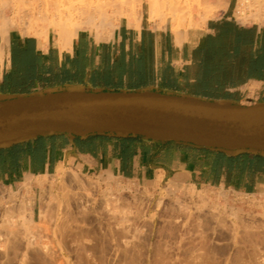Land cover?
I'll list each match as a JSON object with an SVG mask.
<instances>
[{
	"label": "crops",
	"instance_id": "0c3cea01",
	"mask_svg": "<svg viewBox=\"0 0 264 264\" xmlns=\"http://www.w3.org/2000/svg\"><path fill=\"white\" fill-rule=\"evenodd\" d=\"M236 12L238 0H228L203 28L180 30L186 34L180 44L170 23V31L154 30L148 15H141L139 29L124 22L108 40L97 42L90 33L78 31L70 49L62 51L53 31L45 41L16 29L2 37L0 25V102L74 91L264 105V21L242 24ZM63 163L141 184L163 176L244 194L264 193V152L96 133L35 134L0 145V184L49 175Z\"/></svg>",
	"mask_w": 264,
	"mask_h": 264
},
{
	"label": "bare ground",
	"instance_id": "6f19581e",
	"mask_svg": "<svg viewBox=\"0 0 264 264\" xmlns=\"http://www.w3.org/2000/svg\"><path fill=\"white\" fill-rule=\"evenodd\" d=\"M124 1L125 0H123V1H121V0L120 1H118V0H42V1L36 0L37 8H38V12H37L38 15L35 16L32 13H28V12H32V11H30L29 8H22L23 12H26L24 14L25 17H29L30 20L29 21L28 20L27 21L26 20H20V22H16L14 20H10V19L5 18L4 12H2V11L6 7L8 0H0V21H1L0 25L3 26V31H2L3 34L1 36L2 37L6 36L8 30L14 28V29H18V31H20V33L23 36L34 33L35 35L36 34L38 35V38L41 41H45L47 38L48 32L52 29V31H54L58 35L59 49L61 51L64 49L69 50L72 40L77 36V33L80 30H82V31L84 29L89 30V31L94 30L95 31V37L94 38L97 42V41H102L105 39L108 40V38L112 37L113 31L119 26V23L121 20H124L128 27L139 29L140 21H141V17H142L141 12L139 10L142 7V3L145 2V4H147V15H148L147 20L152 23L151 25L153 27H162L167 22V20H166L167 16H166L165 12L163 14V10L165 8L167 10L166 12H168V14H169L168 16H171L170 20L168 19V21L171 25V31L176 37L177 44H180L186 38V34L184 32H181L178 29L179 27L178 28L175 27L176 21L183 18L182 15H183V12H185L184 10L182 12V10L180 9L181 7L180 8L178 7L181 5L175 6L173 3H168L165 5L166 2L163 4H159L158 0H126V2H124ZM250 1H252V0H238V12H236V17H238V19L243 20L245 12H242V10H244L245 8H248L250 5H255L258 8V10H256L257 12H255L253 14L254 19L255 20L258 19V17L261 14V11L263 10L262 7H264V5H263L264 0L263 1L262 0H253L255 2H252V3ZM256 1H258V2L256 3ZM189 11L190 10L188 9V12ZM207 12L208 13H202L201 15H199L197 20L193 23V25H197V26L201 25L202 26L206 23V21L208 19H210L214 16V12L212 9H209ZM34 19H36L37 21H33ZM38 21L43 22L44 25L42 24L43 26L40 27L41 28L40 30L39 29L38 30L33 29V27H34L33 25L35 23L37 25ZM2 49L0 48V57L2 56ZM63 166H64L63 164H60L57 167L55 173L57 174V173H60L62 170H64ZM63 173L64 172H62V175H64ZM77 174L78 173H76L74 170H72L71 174L68 176V178L64 179L65 177H62V179H63L62 183L58 182V180H57L58 183H55L52 180L49 181L50 183H48V182H46L47 175H39V176H41V179L37 185H39V188H40V196H39L40 197L39 201L41 202V207H40L41 209L39 212L40 218H39L38 223H36V221L32 217V214L29 212L28 217L23 221V223L21 222L22 225L20 224V226L25 225L22 228L20 227V229H22L23 232L21 230L18 231L19 233L21 231L24 234V235L22 234L21 237H19L17 235L14 236L15 233L17 232L16 231L17 229L14 230V228H13V230L15 231L14 234L11 233L14 237L10 234V232H13V231H11L12 230L11 226H14L11 224L13 222V221H11V218H13L12 215H14L12 210L15 209V211L16 210L20 211L21 213L18 212L17 215L21 214V217H20V219H21L22 217H24V212H26V211H24V209L26 207L25 206L26 203L24 202L25 203L24 204L23 200H20V201L16 202V208H15L14 202H13L14 207L12 208V210L7 207L10 211H12V213H11L12 215H9L10 212H9V214H6L4 216L2 215L5 218L2 217L3 220L0 218L2 220V221L0 220V224L2 222L3 223L5 222L7 225H9L8 227L11 229L10 232L5 231L6 234H9L7 237L11 236L13 238L12 240H11V238H9V240H7V241H9V243L10 242L12 243V246H8L9 247L8 250L11 249L13 252L14 250H17L18 247L23 245L24 247L22 246V248L24 249V251L27 250L26 252H29L31 254L26 253V252L24 253V251H22L21 253H23L25 255L27 254V256L29 258L31 257L33 260H31V258H30V260L32 262L34 261L35 264H59L60 263L59 262V258H60L59 251H62L60 248V245L65 250L67 248H69V250H70L71 246L74 247L75 253H76V251L80 252L79 254L81 257L82 255H84L83 253L86 254L87 252H88L87 255L90 254V252H92V254L94 252L98 253L97 251L100 250V249L98 250V248L100 247L99 243L100 242L103 243L104 240L108 241V239H110L111 241L114 242V244H113L114 246L112 245V247H114L113 250L115 249L114 252L116 253V255L118 257L117 258L114 256L115 259L116 258L118 259L117 263L120 262L119 264H137L136 260H138L139 258L137 257L138 259H136L135 257H136V254H139L140 251H139V249H138L139 252L137 251V248H136L133 240L129 239V236L127 235L128 230H126L127 227L125 226L126 224L122 225L123 220L126 219L125 210H127V207L130 208V206L132 204H129L130 206H127L128 204L126 202L122 203L121 200L119 201L118 197L115 198V200H113V199H111L113 196H111V194H109L111 197V198L109 197L110 200H113V201H110L108 199V201H110V202L107 201L109 203V205H111V207H113L111 213L112 214L114 213V215L119 217V219H121V220L115 221V223H114L112 221V219L114 220V218H113V215L110 213V211H109V213L111 215L108 212L98 213V215L96 217L95 216H94V218L92 217V221L94 220V222H95L94 225L92 224L93 222L91 223L89 221L90 223H88V224L89 225L91 224L92 226L87 227V228L84 227L83 223H81V224H83V226L81 224H78L79 220H77V219L76 220L78 222L76 223L75 218L73 219V217H76V216L72 217V214L69 213L70 208L68 210L69 212L67 213L65 211L66 210L65 207H64L65 210L62 207L63 214H64L63 216H60V214H57L58 211L57 212L55 211L57 214L56 218L52 216L54 213L51 212L52 211L51 207L53 206L52 204L55 203L54 198L57 197L54 195L53 192H56V191H60L62 194V196L59 195L62 198V200L61 199L58 200V203H57V205L59 206L58 209L60 208V206L62 205L63 202L66 206V203L68 201H69L68 203H73L74 206H77V207L79 206V208L82 210H84V208H88V205L92 201L91 195L89 196L90 197V199H89L88 197H86L84 195L85 193H82V191L83 192L84 191L86 192V190L88 191L89 188L94 186V184L91 185V183L93 182L92 180H91L92 182L91 181L88 182L87 180H84L83 178L81 179L80 176H78ZM62 175H60V176H62ZM30 177H31V175L26 176V178L24 179L23 182H21L22 184L20 185V186H22V190H24V192L22 191L23 192L22 195L20 193L19 194L26 201H28V200H30V198H32L30 196L31 195L30 194L31 193L30 192L31 191L30 184L32 183V182L30 183V181H32V180H30L31 179ZM53 178L54 177L52 176V179ZM45 183H48V185H46ZM95 184H97V183H95ZM19 191H20V189H19ZM89 191H88V193H89ZM190 194H191V192H190ZM83 195H84V198H83ZM106 196H108V195H106ZM9 197H11V196L9 195ZM87 199L91 200L89 202V204H87L89 201ZM102 199H103V197H102ZM105 199H107V198H105ZM126 199H128V198H126ZM175 199H177V198H175ZM52 200L54 201V203L50 204ZM199 200L203 204V205L201 204L202 208L200 210H197L199 208H196V209L194 208L195 209L194 212L193 213L190 212V213H192L193 216L196 213L197 214L194 217L192 216L193 217L192 219L191 218L189 219V217H191V216L188 215L189 216V217H187L188 220L185 219L184 222H182L183 221L182 216L180 217V219L182 218L181 219L182 221L180 219H178V217H175L177 214H178L177 216L183 215V214H180V211L177 214L173 213V212H168L167 208L165 209V205L163 204L165 212H168L167 214H169L170 216H172V213H173L174 217L173 216H172V218L166 217L167 218L166 219L165 215L166 216H168V215L164 214V216H163L164 218L162 217L164 219V225L160 224L161 227L157 228L158 227L157 226L155 228L158 232V233L157 232L154 233L156 236L155 243L148 245V247L145 246L146 250L144 252V255L140 254V256L139 255H137V256H139L141 258V255H142L143 257L141 258V260L145 257V264H264V204L258 205L259 206L258 210H259V208L262 210L261 214H259V213L255 214L253 212H250V213L248 212V214L246 213V216L244 214V216L242 217L243 214L240 215L242 210L240 213L235 211V210L233 212L231 211V213L229 212L230 214L228 213V215L233 217V221H229V220L225 219V217L227 215L222 216V214H221V213H223L222 210L225 208H222V210L220 209V211H221V213H220V211L217 212L218 206H215L216 210H217L215 212V210L212 206L211 207L208 206L209 202L207 203L208 205L206 206L207 200L204 197L199 199ZM56 201H57V198H56ZM128 202H130V201H128ZM137 202H139V201H137ZM184 203H186V202H184ZM85 204H87V206ZM133 204H136V203H133ZM156 204L157 205H154V206H156V208H157V206H161V204L159 202H157ZM196 204H197V202H196ZM55 205H56V203H55ZM175 205L176 204H174V203L172 204L173 207ZM213 205H215V204H213ZM69 206H71V205H69ZM168 206L169 205H167V207ZM198 206H200V205H198ZM10 207H12V205ZM54 207H56V206H54ZM81 207H83V208H81ZM132 207L134 208V205ZM173 207L170 208L171 209L170 211H173L172 210ZM186 207L188 208V206H186ZM106 208L107 207H105V209ZM141 208H143V207H141ZM141 208H139V209H141ZM174 208H177V206ZM52 209H53V207H52ZM152 209H153V207H152ZM75 210H77V209H75ZM164 210H163V213H164ZM196 210L198 212L195 213ZM6 211H7V209H6ZM6 211H5V213H6ZM79 211H77V212H79ZM93 211H95V210H93ZM128 211H129V209H128ZM175 211H178V208ZM182 211H184L183 207H182ZM182 211H181V213H183ZM84 212H88V211H84ZM84 212H82L83 216L82 215H78V216L84 217V214H85ZM137 212L140 214V211H137ZM187 212H188V210H187ZM16 213H17V211H16ZM26 213H28V212H26ZM51 213H52V215H51L52 218L50 217ZM60 213H62V211ZM86 214H85V216H86ZM111 217H112V219H111ZM53 218H55V219H53ZM50 219H52V221L53 220L54 221L48 223L49 221H51ZM72 219L74 220V222H73L74 225L70 224ZM85 219H87V218H85ZM16 220H17V218H16ZM186 220H187V222H186ZM82 221H84V220H82ZM126 221H127V219H126ZM159 222H160V220H159ZM15 223H17V222H15ZM15 223H13V224H15ZM85 223H87V221ZM39 224H41V225H39ZM42 224L43 225L45 224V228H46V225H49V228H46L45 230L50 232L49 235H51V237L56 236V238H58L57 239L58 241L57 240H55V241H57V242H55V241L53 242L54 239H51L50 236L47 234H45V236L41 235V233H42L41 229L42 228L44 229ZM17 225H19V224H17ZM162 226H163V229H161ZM124 227H126V229ZM158 229L159 230L161 229V231H159ZM129 231H130V229H129ZM133 233H134V231H133ZM16 234H18V233H16ZM141 236H142V234H141ZM60 237L62 239L61 244H60V242H61ZM143 237H144V234H143ZM50 240H51V242H50ZM138 240H137V242H138ZM143 240H144V238H143ZM52 242L54 244H56L54 246H56L58 248H55L54 246H52L53 245V244L51 245ZM18 243H19V246L16 248V244H18ZM103 245H104V243H103ZM106 246H108V245H106ZM137 247H139V246H137ZM142 247H144V246H142ZM3 248H5L4 244H3ZM0 250H1V248H0ZM18 250H20V249L18 248ZM18 250H17V252H18ZM69 250H66V251L69 252ZM71 250H72V248H71ZM135 251H137L138 253H136ZM0 252H2V251H0ZM72 252H74V251L72 250ZM99 252H102V251H99ZM108 252H109V250H108ZM4 253L6 254V252H4ZM13 253H12V256H13ZM95 253L93 254L94 256H95ZM3 254H1V255H3ZM16 254H18V253H16ZM79 254H76V255H79ZM102 254H104V253H102ZM29 255H31V256H29ZM67 255H69V254H67ZM87 255H84V257ZM12 256L10 255L7 257L8 261L5 262L6 264H12L11 262H9L11 259L9 257H12ZM58 256H59V258H58ZM98 256L99 255H97V257ZM217 256H219V257H217ZM80 257H79V259H81ZM22 258H23V256H22ZM82 258H83V256H82ZM23 259L25 260V258H23ZM84 259H86V258H84ZM87 259H90V257ZM99 259H101V258H99ZM99 259H98V263H100ZM12 260L13 259H11V261ZM1 261H3V260H1ZM17 261H18V259H17ZM26 261H24V263H26ZM31 261H29V262H31ZM65 261L67 262V259ZM102 261H103V259H102ZM19 262L20 261H18V263ZM56 262H58V263H56ZM75 262H77V261H75ZM86 262H85V264H86ZM142 262L143 261H140V263H142ZM82 263H84V262H81V264ZM90 263H91V261H90ZM32 264H34V263H32ZM95 264H96V260H95ZM102 264H104V263L102 262ZM142 264H144V262Z\"/></svg>",
	"mask_w": 264,
	"mask_h": 264
},
{
	"label": "rangeland",
	"instance_id": "374dc122",
	"mask_svg": "<svg viewBox=\"0 0 264 264\" xmlns=\"http://www.w3.org/2000/svg\"><path fill=\"white\" fill-rule=\"evenodd\" d=\"M42 1V0H41ZM118 1H120V0H118ZM121 1H123V0H121ZM170 1V2H169ZM182 1V2H181ZM228 1V0H227ZM227 1L226 0H158V3L159 4H163V3H165V5L166 4H168V3H173L175 6H177V5H181V6H178L181 10H182V12H183V10L185 11V12H183V15H182V17L183 18H181V19H179V20H177L176 21V23H175V27H179L178 29L179 30H182V31H184L185 33L186 32H188V31H190V30H196V29H200V28H203L205 25H193V23L197 20V18H198V16L199 15H201L202 13H208L207 11L209 10V9H212L213 10V12H214V17L213 18H215L216 17V15H217V13H218V11L219 10H223V9H225V7L227 6ZM263 1V0H262ZM261 1V2H262ZM124 2H126V0L124 1ZM188 2V3H187ZM251 3L252 2H255V1H250ZM258 1H256V3H257ZM185 3V4H184ZM197 3V4H196ZM199 4V5H198ZM185 5V6H184ZM264 5V4H263ZM22 8H29L30 9V11H32V12H28V13H32V14H34L35 16H37L38 14H37V12H38V8H37V2H36V0H8V3H7V5H6V7L3 9V12H4V15H5V18L6 19H10V20H14V21H16V22H20V20H30L29 19V17H25V13L26 12H23V10H22ZM187 8V9H186ZM188 9L190 10L189 12H188ZM262 11H261V14H260V16L258 17V19L257 20H255L254 19V17H253V14L255 13V12H257L256 10H258V8L255 6V5H250L248 8H245L244 10H242V12H245L244 13V18H243V20L242 21H240L242 24H247V23H250V22H257V23H260L261 21H264V7H262ZM22 10V11H21ZM146 10H147V4H145V2H143L142 3V7H141V9L139 10L140 12H141V15L143 16V17H145L146 19H147V13H146ZM29 11V10H28ZM167 10L164 8V10H163V14H164V12H165V14H166V20H167V22L164 24V26H162V27H153L152 26V28L154 29V30H169L170 31V25H169V21H168V19L170 20V18H171V16H168L169 14H168V12H166ZM260 12V11H259ZM209 20V19H208ZM207 20V21H208ZM33 21H37L36 19H34ZM191 21V22H190ZM125 21L124 20H121L120 21V23H119V26L121 25V24H123ZM44 25V23L43 22H41V21H38L37 22V25H36V23L33 25L34 27H33V29H41L40 27L41 26H43ZM119 26L117 27V28H119ZM116 28V29H117ZM14 29V28H13ZM115 29V30H116ZM17 31H18V29H16ZM50 31H52V29L50 30ZM80 31H82V30H80ZM83 31H86L87 33H90L93 37H95V31L94 30H92V31H89V30H86V29H84ZM19 33H20V31H18ZM54 32V31H53ZM114 32V31H113ZM21 34V33H20ZM26 36H35V37H38V35L36 34H34V33H31V34H28V35H26ZM105 40H107V39H105ZM256 86H252V91L254 90V88H255ZM243 106H251L250 104H249V102L247 101V100H245V101H243V104H242ZM63 168H64V170H62L60 173H55L56 172V170L53 172V173H51V174H49V175H47V177H46V182H48V183H50L49 181H53V182H55V183H58V182H60V183H62V181H63V179H62V177H65L64 179H66V178H68V176L71 174V171L72 170H74L76 173H78L77 175L78 176H80V178L82 179H84V180H87L88 182L89 181H91L92 183H91V185H93L94 184V186L93 187H91V188H89V193H88V191L86 190V192L84 191H82V193H85L84 195L86 196V197H88L89 199H90V195H91V200H89V199H87V200H89L88 201V203L87 204H89V202H90V204L88 205V208H84V210H82V209H80L79 208V206L77 207V206H74V204L73 203H66V206H65V204H64V202L62 203V205L60 206V208L58 209V205H57V203H58V200H62V198L59 196V195H61L62 196V194H61V192L60 191H56V192H53L54 193V195L55 196H57L56 198H57V201H56V198H54V201H55V203H56V205H55V203H54V201L52 200L51 201V203L50 204H52V203H54V204H52L53 206V209H52V207H51V212H53L54 214L52 215V213L50 214V217L52 218V216L53 217H57V214H60V216H63L64 214H63V209H64V207H65V211L68 213L69 211V213L70 214H72V217L73 216H76V217H73V219L75 218V221H76V223L78 222L77 220H79V223L78 224H81V223H83L84 224V227L85 228H87V227H90V226H92L91 224L89 225L88 223H92L93 225H94V220L92 221V217L94 218V216L96 217L97 215H98V213H106V212H108L109 213V211H110V213H111V211H112V208L113 207H111V205H109V203L108 202H110V201H113V200H115V198H119V201L121 200V202L123 203V202H126L128 205L127 206H130L129 204H132L131 206H130V208L129 207H127V210H125V213H126V215H125V217H126V219H127V221H126V219H124L123 220V223H122V225H125L126 227H127V229H126V227H124L126 230H128L127 231V235L129 236V239H132L133 240V242H134V244H135V246H136V248H137V251H138V249H139V254H136V259H138V260H136L137 261V264H139L140 263V261H143L144 262V264H145V257L141 260V258L143 257L142 255H144V252H145V250H146V247H148V245H150V244H153V243H155V241H156V236H155V234L154 233H156L157 232V230L155 229L157 226V228H159V227H161L160 226V224H163L164 225V214H167L168 212H173V213H178L179 211H180V214H183V215H180V216H177L176 214V216L175 217H178V219H180V217L182 216V222H184L185 221V219H187L188 220V218L187 217H189V216H191V217H189V219L191 218H193L197 213L196 212H198L197 210H200L201 208H202V203H201V201L199 200V199H201V198H205L206 200H207V202H206V206L208 205L207 203L209 202V207H213L214 208V210H215V212L217 211V212H219L220 211V209L222 210V208H225V209H223L222 210V212L224 213H221V211H220V213L222 214V216H224V215H227L226 217H225V219H227V220H229V221H233V217H231V216H229L228 215V213L230 212L231 213V211L233 212L234 210L235 211H237V212H241V210H242V212L240 213V215H242V217L244 216V214H245V216H246V213L248 214V212L250 213V212H253V213H255V214H261L262 213V210L259 208V210H258V205L259 204H264V193H251V194H244V193H241V192H237V191H234V190H232V189H229V188H222V187H219V186H209V185H206V184H200V183H198V184H192V183H190V182H188V181H185V180H176V179H171V178H164L163 176H158L154 181H151V182H148V183H146V184H141V183H138L137 181H135V180H128V179H123V178H120V177H117V176H113L112 174L110 175V173L109 172H107V171H104V170H98V169H84V170H82V169H79V168H76V167H73V166H71V164H65V163H63ZM62 172H64L63 174L64 175H62ZM66 173V174H65ZM70 173V174H69ZM57 175V176H56ZM60 175H62V176H60ZM52 176L54 177L53 179H52ZM67 176V177H66ZM31 179L30 180H32V181H30V183L32 184H30V188H31V197L32 198H30V200H28V201H26L24 198H22L21 196H20V194L22 195V193L24 192V190H22V186H20L22 183L21 182H17V183H15V184H12V185H2V184H0V218L2 219V217L4 216V215H6V214H9V212H10V214L9 215H12L11 213H12V211H13V214L14 215H12L13 216V218H11V221H13L11 224L12 225H14V226H11V228H12V230L8 227L9 225H7L5 222L3 223H1L0 224V248H1V250L0 251H2V252H0V255L1 254H3L4 252H6V254L4 253L3 255H1L0 256V264H6L5 262H7L8 260H7V257L8 256H12V253H13V258L12 257H9V258H11V259H13L12 261H11V259H10V261L9 262H11L12 264L14 263V264H23L24 263V261H26V263H24V264H32V263H34L35 264V262L33 261H31V260H33L31 257V260H30V258L27 256V254L25 255V254H23V253H21L22 251H24V249L22 248V246H20V247H18L19 246V243L18 244H16V248L18 247L20 250H18V248H17V250H18V252H17V250H14L13 252H12V250L10 249V250H8L9 249V247L8 246H12V243L10 242L9 243V241H7V240H9V238H11V240L13 239L11 236H9V237H7L9 234H6V232H10V230L11 231H13V232H10V234L11 233H13L14 234V230H16L17 232L16 233H18V234H16L15 233V235L14 236H19V237H21L22 236V229H20V227L22 228V227H24L25 225H23V226H20V224H21V222L23 223V221L28 217V215H29V212L32 214V217H33V219L36 221V223H38V221H39V218H40V207H41V202L39 201L40 200V188H39V185H37L38 184V182L40 181V179H41V176H39V175H36V176H31L30 177ZM48 178V179H47ZM86 178V179H85ZM61 179V180H60ZM38 180V181H37ZM56 180V181H55ZM57 180H58V182H57ZM24 181V180H23ZM22 181V182H23ZM37 182V183H36ZM48 183H45L46 185H48ZM95 183H97V184H95ZM96 186V187H95ZM98 186V187H97ZM94 188V189H93ZM18 189V190H17ZM19 189H20V191H19ZM97 189V190H96ZM99 189V190H98ZM23 191V192H22ZM110 191V192H109ZM117 193H116V192ZM93 192V193H92ZM105 194H104V193ZM190 192H191V194H190ZM12 193V194H11ZM20 193V194H19ZM81 193V194H82ZM100 193V194H99ZM88 196H87V195ZM106 196V195H108V196H104V195ZM109 194H111V196H113L112 198L110 197V195ZM9 195L11 196V197H9ZM84 195H83V198H84ZM118 195V196H117ZM29 196V197H30ZM103 197V199H102V197ZM13 197V198H12ZM111 199H113V200H110V198ZM121 197V198H120ZM139 197V198H138ZM179 197V198H178ZM8 198V199H7ZM22 198V199H21ZM105 198H107V199H105ZM123 198V199H122ZM126 198H128V199H126ZM175 198H177V199H175ZM99 199V200H98ZM105 199V200H104ZM108 199L110 200V201H108ZM174 199V200H173ZM4 200V201H3ZM20 200H23V203L25 204V209H24V211H26V212H28V213H26V212H24V217H22L21 219H20V217H21V214L20 215H17L18 214V212L19 213H21L20 211H18V210H16L17 211V213H16V211H15V209H13L12 210V208L14 207L13 205H14V203H15V208H16V202H18V201H20ZM123 200V201H122ZM6 201V202H5ZM9 201V202H8ZM12 201V202H11ZM99 201V202H98ZM105 201V202H104ZM108 201V202H107ZM128 201H130V202H128ZM133 201V202H132ZM137 201H139V202H137ZM178 201V202H177ZM9 204H8V203ZM14 202V203H13ZM95 202V203H94ZM108 204H107V203ZM149 202V203H148ZM157 202H159L160 204H161V206H157V208H156V206H154V205H157L156 203ZM184 202H186V203H184ZM188 202V203H187ZM196 202H197V204H196ZM100 203V204H99ZM133 203H136V204H133ZM176 204L174 207H176L177 206V208H178V211H175V210H177V208H174L173 206H172V204ZM68 204V205H67ZM87 204H85L86 206H87ZM93 204V205H92ZM99 204V205H98ZM153 204V205H152ZM165 205V209L167 208V211L168 212H165V210H164V205ZM186 204V205H185ZM202 204V205H201ZM211 204V205H210ZM213 204H215V205H213ZM224 204V205H223ZM12 205V207H10ZM69 205H71V206H69ZM92 205V206H91ZM107 205V206H106ZM134 205V208L132 207ZM137 205V206H136ZM167 205H169L168 207H167ZM184 205V206H183ZM198 205H200V206H198ZM3 206V207H2ZM54 206H56V207H54ZM68 206V207H67ZM103 206V207H102ZM153 207V209H152V207ZM181 206V207H180ZM186 206H188V208L186 207ZM198 206V207H197ZM215 206H218V208H217V210H216V207ZM223 206V207H222ZM225 206V207H224ZM5 207V208H4ZM10 208L12 211H10L8 208ZM30 207V208H29ZM32 207V208H31ZM62 207H63V209H62ZM105 207H107L106 209H105ZM137 207V208H136ZM141 207H143V208H141ZM171 207H173V211H170L171 209ZM182 207H183V209H184V211H182ZM56 208V209H55ZM68 208V209H67ZM69 208H70V210H69ZM81 208H83V207H81ZM110 208V209H109ZM133 208V209H132ZM139 208H141V209H139ZM155 208V209H154ZM186 208V209H185ZM196 208H199V209H197L196 211H195V215L193 216V212H194V210ZM205 208V207H204ZM6 209H7V211H6ZM75 209H77V210H75ZM80 211H79V210ZM92 209V210H91ZM109 209V210H108ZM128 209H129V211H128ZM135 209V210H134ZM139 209V210H138ZM69 210V211H68ZM93 210H95V211H93ZM140 211V214L137 212V211ZM163 210H164V213H163ZM187 210H188V212H187ZM191 210V211H190ZM193 210V211H192ZM5 211H6V213H5ZM15 211V212H14ZM58 211V213L56 214V212ZM62 211V213H60V212ZM77 211H79V212H77ZM84 212V211H90L89 213L88 212H84L85 214H86V216H85V214H84V217H81V216H78V215H82L83 216V213L82 212ZM94 213H93V212ZM128 211V212H127ZM175 211V212H174ZM181 211L183 212V213H181ZM225 211V212H224ZM65 212V213H66ZM81 212V213H80ZM190 212H192V213H190ZM244 212V213H243ZM77 213V214H76ZM107 213V214H108ZM109 213V214H110ZM172 213V216L174 217V214ZM187 213V214H186ZM191 215H190V214ZM229 213V214H230ZM26 214V215H25ZM56 214V215H55ZM62 214V215H61ZM90 216H89V215ZM112 214V213H111ZM110 214V215H111ZM185 214V215H184ZM3 215V216H2ZM52 215V216H51ZM113 215V218H114V220L112 219V217H111V219H112V221L115 223V221H120L121 219H119V217H117V216H115L114 215V213L112 214ZM153 215V216H152ZM168 216H166L165 215V218L166 217H171L172 218V216H170L169 214H167ZM189 215V216H188ZM88 216V217H87ZM184 216V217H183ZM193 216V217H192ZM49 217V218H50ZM81 219H80V218ZM90 217V218H89ZM158 217V218H157ZM163 217V218H162ZM3 218H5V217H3ZM16 218H17V220H16ZM55 218H53V219H55ZM79 218V219H78ZM85 218H87V219H85ZM0 219V220H1ZM72 219V223L70 222V224L71 225H74L73 224V222H74V220ZM77 219V220H76ZM91 219V220H90ZM167 219V218H166ZM3 220V219H2ZM1 220V221H2ZM51 221H49L48 223H50V222H53L52 221V219H50ZM82 220H84V221H82ZM159 220H160V222H159ZM187 220H186V222H187ZM17 222V223H15V222ZM87 221V223H85ZM90 221V222H89ZM112 222V223H113ZM125 222V223H124ZM13 223H15V224H13ZM75 223V224H76ZM157 223V224H156ZM6 224V225H5ZM17 224H19V225H17ZM47 224V223H46ZM83 224H81L82 226H83ZM128 224V225H127ZM2 225V226H1ZM17 225V226H16ZM22 225V224H21ZM39 225H41V224H39ZM89 225V226H88ZM130 225V226H129ZM4 226V227H3ZM8 228H7V227ZM16 226V227H15ZM42 226L44 227V231L41 229V235L42 236H45V234H47V235H49V231H47V230H45L46 228H49V225H46V228H45V224L43 225L42 224ZM48 226V227H47ZM18 227V228H17ZM6 228V229H5ZM13 228H14V230H13ZM9 229V230H8ZM129 229H130V231H129ZM161 229H163V226H162V228ZM161 229L159 230V231H161ZM19 230H21L20 231V233L18 232ZM24 230V229H23ZM137 230V231H136ZM150 230V231H149ZM6 231V232H5ZM133 231H134V233H133ZM136 231V232H135ZM149 231V232H148ZM44 232V233H43ZM139 233V234H138ZM142 234V236H141V234ZM158 233V232H157ZM4 234V235H3ZM138 234V235H137ZM143 234H144V237H143ZM12 235V234H11ZM24 235V234H23ZM136 235V236H135ZM5 236V237H4ZM13 236V235H12ZM13 236V237H14ZM50 236V238L51 239H54L53 240V242L55 241V240H57L58 238H56V236L55 237H51V235H49ZM131 236V237H130ZM155 236V237H154ZM137 237V238H136ZM2 238V239H1ZM5 238V239H4ZM7 238V239H6ZM49 238V239H50ZM143 238H144V240H143ZM139 239V240H138ZM4 240V241H3ZM62 239H61V237H60V241H61ZM137 240H138V242H137ZM142 240V241H141ZM3 241V242H2ZM9 244H7L6 242ZM49 241V240H48ZM58 241V240H57ZM57 241H55V242H57ZM146 241V242H145ZM149 241V242H148ZM50 242H51V240H50ZM51 243V245L52 246H54V245H56V244H54V243ZM100 242V241H99ZM143 242V243H142ZM62 243V241L60 242V244ZM90 243V242H89ZM103 243H104V245H103ZM103 243H99V245H100V247L98 248V250L99 251H102V252H99V251H97L98 253H95V256L92 254V252H90V254H88L87 255V253L85 254V253H83L84 255H87V256H85L84 257V255H82L83 256V258H82V256L80 257V252H77L76 251V253H75V250H74V247H70V250H71V248H72V250L74 251V252H72V250L70 251L69 250V248H67L66 250H69V252L68 251H66L64 248H62V246L60 245V248H61V250L62 251H59V255H60V258H59V256H58V258H59V264H81V262H84V263H82V264H85V262H86V264H89L90 263V261H91V263L90 264H95V260H96V264H102V262L105 264L106 262V264H119V263H117L118 261V257H117V255H116V253L114 252V250H113V248L114 247H112V245L114 244V242L113 241H111L110 239H108V241L106 240H104L103 241ZM138 243V244H137ZM3 244H4V247L5 248H3ZM11 244V245H10ZM6 245V246H5ZM106 245H108V246H106ZM110 245V246H109ZM114 246V245H113ZM137 246H139V247H137ZM142 246H144V247H142ZM146 246V247H145ZM24 247V246H23ZM55 248H58V247H56V246H54ZM103 247V248H102ZM106 247V248H105ZM15 248V247H14ZM13 248V249H14ZM105 248V249H104ZM7 249V250H6ZM109 250V252H108V250ZM26 250V249H25ZM104 250V251H103ZM107 250V251H106ZM20 251V252H19ZM27 251V250H26ZM26 251H24V253L26 252ZM106 251V252H105ZM137 251H135L136 253H138ZM9 252V253H8ZM113 252V253H112ZM8 253V254H7ZM16 253H18V254H16ZM26 253H29V252H26ZM102 253H104V254H102ZM113 255H112V254ZM29 254H31V253H29ZM67 254H69V255H67ZM76 254H79V255H76ZM102 254V255H101ZM140 254H142L141 255V258L139 257L140 256ZM8 255V256H7ZM25 255V256H24ZM90 255V256H89ZM97 255H101L99 258H101V259H99L98 257H97ZM108 255V256H107ZM111 257H110V256ZM137 255H139V256H137ZM22 256H23V258H25V260L22 258ZM29 256H31V255H29ZM71 256V257H70ZM106 256V257H105ZM117 257L116 259H115V257ZM18 259V261H20L19 263H18V261H17V259ZM28 259H27V258ZM69 257V258H68ZM79 257L81 258V259H79ZM90 257V259H87V258H89ZM94 257V258H93ZM109 257V258H108ZM114 257V258H113ZM138 257V258H137ZM217 257H219V256H217ZM84 258H86V259H84ZM108 258V259H107ZM20 259V260H19ZM67 259V262L65 261ZM75 259V260H74ZM98 259L100 260L99 262L100 263H98ZM102 259H103V261H102ZM1 260H3V261H1ZM31 261V262H29V261ZM86 260V261H85ZM140 260V261H139ZM65 261V262H64ZM75 261H77V262H75ZM94 261V262H93ZM111 261V262H110ZM64 262V263H63ZM93 262V263H92ZM109 262V263H108ZM116 262V263H115ZM139 262V263H138ZM142 262V263H143ZM56 263H58V262H56ZM142 263H140V264H142Z\"/></svg>",
	"mask_w": 264,
	"mask_h": 264
},
{
	"label": "water",
	"instance_id": "95a60500",
	"mask_svg": "<svg viewBox=\"0 0 264 264\" xmlns=\"http://www.w3.org/2000/svg\"><path fill=\"white\" fill-rule=\"evenodd\" d=\"M50 133L129 135L229 152H264V105L74 91L0 102V145Z\"/></svg>",
	"mask_w": 264,
	"mask_h": 264
},
{
	"label": "trees",
	"instance_id": "16d2710c",
	"mask_svg": "<svg viewBox=\"0 0 264 264\" xmlns=\"http://www.w3.org/2000/svg\"><path fill=\"white\" fill-rule=\"evenodd\" d=\"M131 137V136H130Z\"/></svg>",
	"mask_w": 264,
	"mask_h": 264
}]
</instances>
